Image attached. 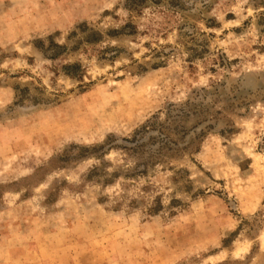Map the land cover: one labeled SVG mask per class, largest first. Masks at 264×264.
Returning a JSON list of instances; mask_svg holds the SVG:
<instances>
[{"label":"rangeland","instance_id":"1","mask_svg":"<svg viewBox=\"0 0 264 264\" xmlns=\"http://www.w3.org/2000/svg\"><path fill=\"white\" fill-rule=\"evenodd\" d=\"M0 264H264V0H0Z\"/></svg>","mask_w":264,"mask_h":264},{"label":"trees","instance_id":"2","mask_svg":"<svg viewBox=\"0 0 264 264\" xmlns=\"http://www.w3.org/2000/svg\"><path fill=\"white\" fill-rule=\"evenodd\" d=\"M66 67V69H67V73L69 74V75H71V76H74V75H79V77L82 75V73L79 71V70H77V69H79L80 67H81V64L79 63V62H75V63H69L68 65H66L65 66ZM71 68H73V69H75L76 71L75 72H71L69 69H71Z\"/></svg>","mask_w":264,"mask_h":264}]
</instances>
